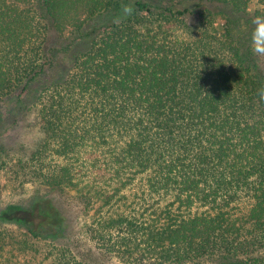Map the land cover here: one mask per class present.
Masks as SVG:
<instances>
[{
	"label": "trees",
	"instance_id": "trees-1",
	"mask_svg": "<svg viewBox=\"0 0 264 264\" xmlns=\"http://www.w3.org/2000/svg\"><path fill=\"white\" fill-rule=\"evenodd\" d=\"M215 1L0 0V105L52 67L53 30L72 32L68 48L89 41L35 90L43 140L26 164L125 264H264V0L253 14V0H226L247 14L240 32ZM109 12L111 25L87 27ZM45 203L39 224L14 218L54 243L69 219ZM86 254L65 243L53 264Z\"/></svg>",
	"mask_w": 264,
	"mask_h": 264
},
{
	"label": "rangeland",
	"instance_id": "rangeland-1",
	"mask_svg": "<svg viewBox=\"0 0 264 264\" xmlns=\"http://www.w3.org/2000/svg\"><path fill=\"white\" fill-rule=\"evenodd\" d=\"M212 8L235 21L233 26L238 32L247 22V14L233 11L227 6L226 0L213 2ZM259 10L258 2L253 0L246 11L253 14ZM112 17L114 13H106L89 22L87 27L111 25ZM226 20L219 18V32L224 30ZM73 37L71 31L62 34L53 30L49 45L61 50L52 67L33 82L32 90L23 97L24 102L0 105V264H53V252L65 243L72 245L78 257L82 256L81 253H87L92 264H125L117 258L101 253L88 242L84 236V220L77 202L65 189L46 187L35 181L26 164L36 146L43 140L34 108L37 101L35 90L43 84L61 81L68 73L77 51L89 44V41H86L77 47L68 48V42H71ZM46 200L53 202L62 212L64 219H69L68 232L66 230L64 236L54 239L58 240L54 243L53 239L31 237L14 218L26 217L39 224L42 222L40 212L46 205ZM16 208L18 210H14Z\"/></svg>",
	"mask_w": 264,
	"mask_h": 264
}]
</instances>
